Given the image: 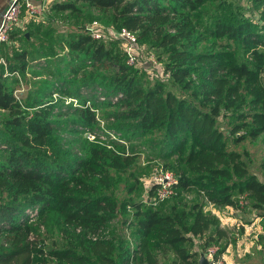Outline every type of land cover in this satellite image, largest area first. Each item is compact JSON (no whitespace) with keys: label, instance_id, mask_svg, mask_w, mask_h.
Returning <instances> with one entry per match:
<instances>
[{"label":"trees","instance_id":"1","mask_svg":"<svg viewBox=\"0 0 264 264\" xmlns=\"http://www.w3.org/2000/svg\"><path fill=\"white\" fill-rule=\"evenodd\" d=\"M244 9L241 0H50L40 18L13 27L0 42V264H32L44 234L70 226L68 243L49 250L55 264H158L168 250L173 264H197L226 233L205 201L264 216V179L242 144L264 133V8L255 20ZM94 19L164 56L170 84L146 81L119 38L92 37ZM100 119L158 145L177 172L170 197L120 199L110 183L135 156L89 140L81 155L70 148L65 134ZM186 191L197 196L183 202ZM119 215L131 234H103Z\"/></svg>","mask_w":264,"mask_h":264},{"label":"rangeland","instance_id":"2","mask_svg":"<svg viewBox=\"0 0 264 264\" xmlns=\"http://www.w3.org/2000/svg\"><path fill=\"white\" fill-rule=\"evenodd\" d=\"M241 4L244 6V12L246 14H252V18L255 20L259 18V14L262 13L264 5H255L249 0H241ZM102 23V22H101ZM106 28L105 40H113L115 37L110 31L113 28L111 24L102 23ZM60 29V27H59ZM21 42L16 43L14 46H19ZM121 50H124L122 42L115 44ZM9 46V45H8ZM138 62L133 64L135 68L139 70L142 77L152 82L156 79H163L167 84H170L168 75L164 73L163 61L157 59V63H154L151 56L156 57L155 52L152 48L147 47L143 42L138 41ZM157 58V57H156ZM2 57L0 56V60ZM44 62V60H38ZM36 77H47L50 78L47 72L40 71ZM28 78L31 79V75L28 74ZM261 78L264 82V70L261 72ZM29 82V81H28ZM25 84L22 85L24 93H27V88L30 86ZM34 85H32L33 87ZM36 86V85H35ZM24 87V88H23ZM179 91L178 88H175ZM18 92V89L15 90ZM52 98H61L65 104L72 103L73 105L78 104V100L72 96H66L59 91H55ZM102 95H100L101 97ZM115 97V95H113ZM89 104V103H87ZM97 112H100L97 110ZM5 112L0 110V122L3 119ZM99 116L101 114L99 113ZM0 123V128H1ZM70 141V148L81 155L82 144L84 140L94 141L105 144L107 147H111L123 154H130L135 156L134 163L127 168L126 172L117 174L110 183V188L113 193L122 199L124 196L131 194L133 198H140L142 200H152L151 196H148L150 192V181L152 178V172L155 167H162L172 171L176 176L177 172L173 171L172 168H166L163 161L160 160L161 153L158 145L147 138H139L136 134L129 135L127 131L118 129L115 126L113 119H100L99 123L94 125L92 129L86 130L82 134H65L64 135ZM242 144L250 152L251 168L257 173L258 177L264 179V133L255 139H247ZM139 179L140 185L132 188L130 187L134 182ZM197 196L195 191H186L183 193V202H190ZM170 197V196H169ZM199 197H202L199 195ZM197 197V198H199ZM240 197V196H239ZM168 198V197H167ZM166 199V198H165ZM159 203V202H158ZM157 204V203H156ZM204 210L211 211L219 217L220 226L224 228L225 235L222 237L215 235L213 243L217 245V255L223 258L226 264H245L241 260H249L252 264H264V240H260V235L264 234V216L257 213L255 209L248 205H241L238 208L231 206L215 205L208 201L204 202ZM121 216H117L103 231V234L107 235L108 232L114 231L120 234L123 238L129 236L130 229L123 228L121 223ZM74 231L73 226L68 227V231L55 229L52 233L44 234V238L41 241L42 252H37L33 255L32 264H55L56 259L53 257L49 250L54 247H60L66 245L70 238V234ZM209 230L207 233L213 232ZM79 232V229L76 230ZM200 244V243H199ZM197 242V245H199ZM229 247V249H227ZM225 252V258L222 254ZM174 257L171 251L165 253H159L158 264H173ZM145 264V263H142ZM247 264V263H246Z\"/></svg>","mask_w":264,"mask_h":264},{"label":"built area","instance_id":"3","mask_svg":"<svg viewBox=\"0 0 264 264\" xmlns=\"http://www.w3.org/2000/svg\"><path fill=\"white\" fill-rule=\"evenodd\" d=\"M49 1L50 0H39L38 2L33 0H8L7 6L1 11L0 42L7 41L13 27L21 23L20 19L23 6L29 17L34 15L40 18L48 7ZM86 30L94 38L104 37L107 32L104 25L97 19L90 21L86 25ZM108 32L112 33L122 42L127 63L136 64L138 62V40L135 32L126 27H121L120 29L110 28ZM151 59L154 63L158 61L154 56H151ZM164 73L168 75V72ZM176 183L177 176L172 171L162 167H155L150 181V185L154 186V194L151 197L153 202L156 203L173 194L175 192L174 185ZM217 250V245L211 243L202 251L208 260V264H226L223 258L217 255Z\"/></svg>","mask_w":264,"mask_h":264},{"label":"crops","instance_id":"4","mask_svg":"<svg viewBox=\"0 0 264 264\" xmlns=\"http://www.w3.org/2000/svg\"><path fill=\"white\" fill-rule=\"evenodd\" d=\"M33 1H35V2H38L39 0H33ZM7 4H8V0H0V17H1V11L2 10H4V8L7 6ZM29 16L27 15V13H26V11H22L21 12V22L22 23H25V22H28L29 21ZM198 238V237H197ZM197 238L195 239V241H194V244L196 243V242H198V240H197ZM196 248H199V245H196ZM227 249H229V247H227ZM226 254H225V252L222 254V256L225 258L226 256H225ZM247 264H252L250 261L247 263Z\"/></svg>","mask_w":264,"mask_h":264},{"label":"water","instance_id":"5","mask_svg":"<svg viewBox=\"0 0 264 264\" xmlns=\"http://www.w3.org/2000/svg\"><path fill=\"white\" fill-rule=\"evenodd\" d=\"M197 264H208V260L203 252L200 253Z\"/></svg>","mask_w":264,"mask_h":264}]
</instances>
